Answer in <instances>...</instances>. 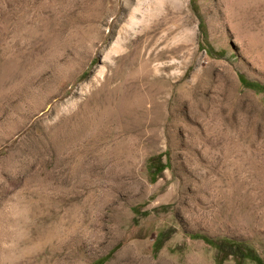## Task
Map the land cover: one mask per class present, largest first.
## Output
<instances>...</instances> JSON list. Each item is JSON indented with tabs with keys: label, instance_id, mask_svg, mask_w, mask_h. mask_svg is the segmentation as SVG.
I'll list each match as a JSON object with an SVG mask.
<instances>
[{
	"label": "rangeland",
	"instance_id": "374dc122",
	"mask_svg": "<svg viewBox=\"0 0 264 264\" xmlns=\"http://www.w3.org/2000/svg\"><path fill=\"white\" fill-rule=\"evenodd\" d=\"M239 74L264 84V0H0V264L264 260V92Z\"/></svg>",
	"mask_w": 264,
	"mask_h": 264
},
{
	"label": "trees",
	"instance_id": "16d2710c",
	"mask_svg": "<svg viewBox=\"0 0 264 264\" xmlns=\"http://www.w3.org/2000/svg\"><path fill=\"white\" fill-rule=\"evenodd\" d=\"M206 49L208 51V53H212V48L211 46L209 45H206ZM239 77H240V80L246 85V86H249V87H252L254 88L255 90L257 91H262L264 92V84L260 83V82H257V81H251V80H248L245 76H243L242 74H239ZM154 156H152L151 159H153ZM159 154L156 156L157 159H159ZM160 161V160H158ZM164 165L162 164H159L156 169L158 170H161L163 168ZM191 236L193 237H201L203 238L206 242L210 243V244H213V245H216L218 246L220 249L223 250V247H222V244L219 243V242H216L214 239L208 237V236H205V235H202V234H198V233H192ZM161 237H156L154 242H153V247L154 249H158L161 245ZM234 240H230V242H232ZM230 250H224V253H229ZM242 252L240 253L241 256H245V257H248L252 260H254L257 264H264V260L263 258L257 254L253 249L251 248H248L247 246L243 247V250H241Z\"/></svg>",
	"mask_w": 264,
	"mask_h": 264
},
{
	"label": "bare ground",
	"instance_id": "6f19581e",
	"mask_svg": "<svg viewBox=\"0 0 264 264\" xmlns=\"http://www.w3.org/2000/svg\"><path fill=\"white\" fill-rule=\"evenodd\" d=\"M125 37L126 36H124V38ZM120 39L123 40V37H121ZM120 39H118V41H117L119 46H120V44H119L120 43ZM123 41H125V40H123ZM121 46H123V44ZM135 79H136V77H132L131 78V82H134ZM124 84H126V82H124L120 86L115 87V89H112V94L113 95L115 94V96L110 97V100H115L116 98L117 99L113 103V105L110 107L109 110H112V111L116 110V112L118 113L120 111L129 110L132 107H135L138 104V102H141V100L139 98L136 99L135 97H133V96H137V94H127V93L124 92V89H125V85ZM120 93H122V94H120ZM116 95H119V96H116Z\"/></svg>",
	"mask_w": 264,
	"mask_h": 264
}]
</instances>
